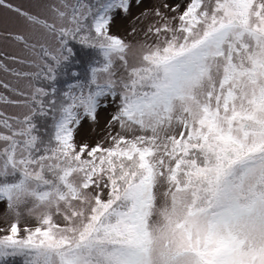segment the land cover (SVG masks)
Returning <instances> with one entry per match:
<instances>
[{
    "label": "snow or ice",
    "instance_id": "obj_1",
    "mask_svg": "<svg viewBox=\"0 0 264 264\" xmlns=\"http://www.w3.org/2000/svg\"><path fill=\"white\" fill-rule=\"evenodd\" d=\"M131 6L0 0L35 37L7 34L30 71L0 62L28 81L0 80L27 110L0 112V264H264V0L164 3L135 45L111 34ZM102 107L118 131L77 143Z\"/></svg>",
    "mask_w": 264,
    "mask_h": 264
},
{
    "label": "rangeland",
    "instance_id": "obj_2",
    "mask_svg": "<svg viewBox=\"0 0 264 264\" xmlns=\"http://www.w3.org/2000/svg\"><path fill=\"white\" fill-rule=\"evenodd\" d=\"M56 0H13V3L17 4L26 11L32 13H38L42 17H51L48 5L55 3ZM188 2V0H142V2L137 5L136 0H132V6L127 15H116L112 25L111 34L119 36L126 40L130 44H137L142 42L144 37V31L155 22L156 17L154 16V10L157 8L162 9L164 3H169L170 5L180 3L181 7ZM135 30V31H133ZM8 33H19L31 41H34L35 37L33 35L32 29L25 25L21 20L14 16H10L8 19L0 18V62L5 66L13 70L20 71H30L25 65L17 63L13 60L6 59L5 57L16 56L21 60L31 59L30 53L24 50L23 45L14 39L8 37ZM74 49L80 55L77 59L83 57L85 60V53L90 54V50L82 48L79 44L74 43ZM77 71H83L82 65H75ZM0 80L10 82L15 88L21 91H28V81L26 79L17 78L12 76L10 73H5L0 71ZM64 86V82L61 81L60 87ZM0 94H3L8 99H21V97L13 95L12 93L6 92L4 89L0 88ZM27 111L23 107H17L11 104H4L0 102V112L8 116H19ZM112 114V108H101L98 110L97 119L95 122L91 120H86L82 123L76 133L77 143H88L94 145L97 142H103L106 134L112 131L113 134L118 131L117 128H109L108 122ZM42 125L44 121L40 122ZM13 216L9 213L5 204L0 203V228L6 227L7 223L12 220ZM27 218H22V224ZM31 223V221H29ZM2 234V233H0ZM20 260L19 258H17ZM17 259L12 260L9 264H17ZM18 264H22L20 260Z\"/></svg>",
    "mask_w": 264,
    "mask_h": 264
},
{
    "label": "trees",
    "instance_id": "obj_3",
    "mask_svg": "<svg viewBox=\"0 0 264 264\" xmlns=\"http://www.w3.org/2000/svg\"><path fill=\"white\" fill-rule=\"evenodd\" d=\"M16 261H17V264H18L20 260L17 259Z\"/></svg>",
    "mask_w": 264,
    "mask_h": 264
}]
</instances>
